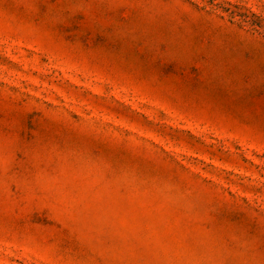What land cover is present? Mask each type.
Segmentation results:
<instances>
[{
	"label": "rangeland",
	"instance_id": "374dc122",
	"mask_svg": "<svg viewBox=\"0 0 264 264\" xmlns=\"http://www.w3.org/2000/svg\"><path fill=\"white\" fill-rule=\"evenodd\" d=\"M0 264H264V0H0Z\"/></svg>",
	"mask_w": 264,
	"mask_h": 264
}]
</instances>
